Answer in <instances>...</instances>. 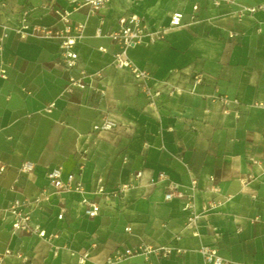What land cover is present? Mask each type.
<instances>
[{"label":"crops","instance_id":"1","mask_svg":"<svg viewBox=\"0 0 264 264\" xmlns=\"http://www.w3.org/2000/svg\"><path fill=\"white\" fill-rule=\"evenodd\" d=\"M262 2L109 0L94 14L83 7L70 14L84 30L73 46L77 66L67 69L58 61L56 39L31 29L21 38L14 31L24 10L34 24L62 27L54 9H70L67 0H0V34L8 33L0 58L7 68L0 78V161L6 166L0 173V251L28 257L9 256L4 264H105L116 249L138 245L167 246L171 253L128 256L116 264H204L202 245L215 246L223 264H264V11L239 15L243 6ZM175 11L183 14L180 27L127 50L136 66L177 88L150 105L130 71L114 67L116 46L107 34L124 14L136 13L157 28ZM80 70L101 76L67 93L69 77ZM105 118L113 126L96 129ZM25 163L32 169L22 171ZM55 166L63 180L74 174L82 196L99 202L98 216L85 215L79 193L48 186L47 171ZM137 170L143 171L139 183L118 197L94 193L98 184L109 190L130 181ZM159 172L193 194L196 227L186 226L192 213L186 200L164 199ZM40 190L50 200L34 211L33 221L47 234L57 232L51 241L12 232L4 211ZM210 200L218 205L208 208Z\"/></svg>","mask_w":264,"mask_h":264},{"label":"built area","instance_id":"2","mask_svg":"<svg viewBox=\"0 0 264 264\" xmlns=\"http://www.w3.org/2000/svg\"><path fill=\"white\" fill-rule=\"evenodd\" d=\"M220 1L235 2V0H214L215 3ZM70 9H54V13L57 16V23L60 22L62 27L58 28L53 26H43L34 24L28 18V11L24 10L17 21L14 31L21 37H25V31L31 29L35 32H40L44 36L54 38L58 42L59 54L58 61L67 69H73L78 63V54L74 51V42L78 40L83 33V23H72L70 20V14L73 11H77L83 7H87L89 14H94L101 8L108 5L109 0H67ZM198 6L194 5L193 10H197ZM257 11H264V2L243 6L239 12V15L244 13H255ZM182 12L175 11L169 15L168 23L165 26H159L157 28H150L144 18L136 13H129L120 16L117 20L116 27L108 32V36L114 42L116 51L113 54V65L117 69L129 70L133 77L139 82V91L146 97L150 105H157L158 98L165 92L169 97L176 94L177 88L169 86L166 82H158L154 79L148 70L139 68L128 57L127 50L135 45H152L157 41L165 38L167 30L180 27L183 24ZM101 29H97V33L100 34ZM8 36L7 32L0 34V58L4 50L5 38ZM104 50L103 48H100ZM7 74V68L0 59V78H5ZM101 76L100 72L95 74H88L84 70H80L78 76H70L66 92H72V90L85 89L90 84ZM199 79H197L198 81ZM222 102H227L226 97H219ZM237 103V101H234ZM54 102L46 107V111H50ZM257 106H263L262 102H258ZM113 124L105 118L104 123L100 128L96 129H108ZM6 166L0 161V173L5 170ZM81 168V166H80ZM32 169V165L25 163L22 165L21 170ZM143 175L142 170H137L133 173L132 179L128 182L121 183L107 190L103 185L98 184L94 191L95 194L101 195L104 198L118 197L125 190L137 185ZM48 180V186L54 189L56 193L74 191L81 196L84 193V186L81 182H74V174L68 175L66 180L61 177L60 166L50 168L46 174ZM157 181H165V193L164 199L170 200L172 198L184 199V208L190 210L192 213L188 217L186 226L194 228L198 223V215L194 210V196L181 190L177 184L169 181L167 175L163 172H159L157 175ZM192 186L195 190L196 182L192 181ZM50 200V193L46 190H40L33 196H26L22 198H16L12 200L4 209L6 215L11 217V231L21 232L25 234L36 235L39 238L51 241L57 237V232L50 234L46 233V230L35 224L33 221V213L40 207L43 202ZM81 203L84 206V213L89 218L98 216L102 210L101 205L96 200L88 199L82 196ZM218 205L216 200H210L207 203L208 208H213ZM64 216V208L60 209L56 218L61 220ZM125 231H130V227H126ZM56 251V249H55ZM177 251V250H176ZM199 252L203 257L204 264H223L224 260L219 254L217 248L213 245H202L199 248ZM171 253V248L163 246L160 248H153L149 245H138L135 247H124L116 249L111 256L106 260L105 264H116L119 260L133 255H143L148 258L149 255H157L166 257ZM89 255V252H84L80 261H84ZM14 256L19 258L23 262L28 261V257L21 252H14L10 248H5L0 251V264H4L6 257Z\"/></svg>","mask_w":264,"mask_h":264}]
</instances>
